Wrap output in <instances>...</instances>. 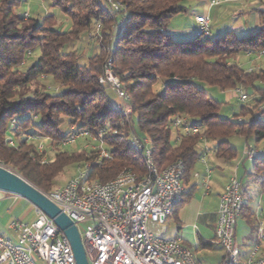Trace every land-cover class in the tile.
I'll list each match as a JSON object with an SVG mask.
<instances>
[{
  "label": "trees",
  "instance_id": "obj_1",
  "mask_svg": "<svg viewBox=\"0 0 264 264\" xmlns=\"http://www.w3.org/2000/svg\"><path fill=\"white\" fill-rule=\"evenodd\" d=\"M49 1L70 18L69 31L56 27L55 15L38 21L20 14L22 0H0V161L42 192L55 187L66 167L97 160V150L92 148H61L68 125L102 133L112 158L100 167L94 164L90 176L102 183L126 168L146 172L142 156L130 145L131 133L151 140L159 168L183 159L185 186L204 141L214 143L216 158L232 163L239 151L231 144V136L254 137L257 143L264 140V110L256 112L264 105V67L248 71L232 61L243 51L264 50V28L245 35L228 30L217 39L197 32L191 39L176 40L169 24L176 15L188 13L184 3L191 0H115L124 5V11L107 7L104 0ZM124 17L122 27L114 29ZM97 22L102 24L97 51L87 65H80L78 53L67 49ZM36 49L41 56L22 69ZM109 56L114 59L115 74L131 95L129 120L117 110L114 93L99 83ZM45 79L59 84L60 91H49ZM159 82L161 93L154 89ZM199 83L222 91L246 88L256 95L232 120L220 117L222 102L208 96ZM176 115L188 116L203 132L185 135L179 131L180 140L174 139ZM13 120L17 121L14 128ZM8 134L14 146L8 144ZM42 137L50 138L52 156L47 148L39 150ZM253 165L264 177V154ZM189 197L190 190L182 203Z\"/></svg>",
  "mask_w": 264,
  "mask_h": 264
},
{
  "label": "built area",
  "instance_id": "obj_2",
  "mask_svg": "<svg viewBox=\"0 0 264 264\" xmlns=\"http://www.w3.org/2000/svg\"><path fill=\"white\" fill-rule=\"evenodd\" d=\"M104 1L109 8L125 10L124 5L118 1ZM242 1L246 0H210L209 4L216 6ZM24 15L29 17L30 13L27 11ZM124 21L125 17L115 24L114 29L121 28ZM196 22L199 25L198 34L210 37V16L197 15ZM95 27V36H98L102 29L101 22H97ZM252 53L256 54L257 60L262 61L264 50ZM260 67L254 66L248 71ZM99 83L114 93L117 98V110L129 120L132 113L131 95L115 74V63L111 56L103 63ZM235 92L243 102L250 99L249 94L241 87ZM16 123L17 121L13 120L11 127L14 128ZM172 126L174 139L178 141L179 131L185 135L203 132L201 125L192 123L186 115L174 116ZM69 127V134L63 145L85 138L92 143L86 144L84 148L97 150V160L94 163H78L80 172L77 176L65 185L43 193L74 221L78 229L79 225H84L81 236L90 264H200L194 251L184 244L179 234L163 237L150 228L152 223L164 225L173 210L184 201L187 194L183 181L184 160L178 158L168 166L159 168L151 140L131 133L130 145L142 156L146 172L142 174L126 168L115 178L102 183L90 177L94 164L100 167L112 158L102 133L96 135L88 129H79L74 125ZM23 136L29 139L38 138L34 135ZM7 140L9 145H15L11 134H8ZM48 141L49 137H42L38 144L39 150H44V142ZM201 146L199 161L204 164V172L203 176L195 172L194 177L202 176L201 183L207 191L212 177L210 158L215 149L207 141ZM261 154L263 151L245 146L240 161H255ZM0 166L5 167L1 161ZM244 205L241 180L237 175H233L220 197L216 234L211 241L224 249L225 255L221 264L241 263V252L235 235L237 221ZM33 206L36 214L33 221L25 222L14 218L8 224L9 229L16 234V241L0 234V264H39V260L44 264H77L71 243L64 232L56 225L54 219L39 207ZM262 225L260 222L261 237ZM258 246L259 244L245 264H264V255L257 256Z\"/></svg>",
  "mask_w": 264,
  "mask_h": 264
},
{
  "label": "crops",
  "instance_id": "obj_3",
  "mask_svg": "<svg viewBox=\"0 0 264 264\" xmlns=\"http://www.w3.org/2000/svg\"><path fill=\"white\" fill-rule=\"evenodd\" d=\"M196 1L199 3L201 2L203 7L199 11H196L195 17L200 14H208L210 18H213V13L215 17L231 18L234 20V24L229 27V30L234 31L238 35H245L264 28V19L262 16L264 12V1L246 0L242 2H227L216 6H210V0ZM214 8H216V10L213 12ZM172 30L173 29H170L169 32ZM174 30L181 32V29L178 28ZM196 32L197 30H188L186 33L182 31V34H184L182 37L191 38V36L196 35ZM262 67H264V62ZM210 162L215 164V167L210 165L212 168L210 188L206 191L201 183L204 164L198 159L193 174L189 178L186 186L187 192L190 190L189 199L173 210L164 225L152 223L150 228L153 232L163 237H173L179 234L184 244L194 251L200 264H221L225 255L224 249L211 243L216 234L219 201L230 178L233 175L240 177V169L241 166H243L244 175H247L249 180L256 185L255 189L257 190L254 195L258 198L255 208L252 198V186L248 185L247 188L244 189L246 206L238 218V221L240 219H245L246 221L252 222L254 226L258 228L255 240L253 237L254 235L246 236L248 243L243 249V252L241 250V244L236 241L239 245L240 252H242L241 262H246L258 245L257 242H259V237H261V233H259L260 222L263 224L262 228L264 227V177L261 173L256 171L255 167H253V169H248L245 160L241 162L235 160L229 163L212 155ZM225 164L231 166L236 164L234 165L236 169L227 175L224 173L223 165ZM216 168L221 174L218 179L214 178V171ZM195 172L200 173L202 176L200 178H195ZM33 214L36 216L34 206L31 202L16 194L0 190V234L16 241L17 237L15 232L8 227L9 222L14 218L21 219L25 222H31L29 217ZM259 219H261V221H259ZM238 221L235 239H237L238 235ZM262 238L264 239V231ZM209 243H211V245ZM258 247L257 256L264 255V246L260 243Z\"/></svg>",
  "mask_w": 264,
  "mask_h": 264
},
{
  "label": "rangeland",
  "instance_id": "obj_4",
  "mask_svg": "<svg viewBox=\"0 0 264 264\" xmlns=\"http://www.w3.org/2000/svg\"><path fill=\"white\" fill-rule=\"evenodd\" d=\"M185 6L188 8V13L187 14H179L176 15L172 20L171 23L169 24L168 30L173 29L170 32V35L176 39V40H184V39H191L194 36H191V38H183L184 34H182V31L186 33L188 30H194L198 32L199 25L196 22V17L195 13L196 11H199L203 5L201 2L199 3L196 0H191L187 1L184 3ZM216 10L214 8L213 12ZM29 12L30 15L37 19L38 21H42V18L48 15H55L57 19V28L60 30H66L69 31L72 28V22L70 18L58 7H55L52 5V3L49 0H22V3L18 7V12L20 14H25V12ZM213 18L211 21V27H210V32H211V38L212 39H217L220 37L221 34L226 33L229 30V27L234 24V20L231 18H226V17H215V15L212 13ZM181 29L180 31H176L174 29ZM96 32V27L95 25L92 27V29L89 32H85L81 34L80 40L77 41L75 44L70 45L68 47V51L75 50L78 53L79 56V64L80 65H87L89 63V59L95 54L98 48V36H95ZM196 32V33H197ZM240 35V34H239ZM41 56L40 50L36 49L33 51L31 56L27 58L25 61V64L22 66V69H27L30 65L35 63L38 58ZM232 61L236 62L238 65H240L243 69L248 70L251 67L258 66L260 65L262 67L263 62H264V57L262 61L257 60L256 54H247V52L243 51L242 53L236 54L232 57ZM44 83L47 85V89L49 91L53 92H58L60 91L61 87L59 84L53 82L50 79H45ZM199 87L204 89L208 96L212 97L213 99L222 102L220 108H219V115L220 117L223 118H229V119H236V114L240 112L241 106L245 104L251 103V100L253 97L256 95L254 93H251L250 90L243 88L248 94L250 99L246 102L241 101L239 94H237L234 91L227 90V91H222L218 89L217 87H213L207 83H199ZM264 88V84L262 86ZM155 91L158 93L163 92V86L162 83L159 82L157 85H155ZM115 102H117L116 96H114ZM256 111L257 113L260 110H264V105L261 104ZM259 116V114H257ZM250 117H248L249 119ZM38 123L40 121L38 120ZM70 125H68L66 128H70ZM33 130V129H31ZM174 138V134H173ZM231 144L236 147L239 151V156L237 161L241 162L240 159L242 158V153L243 150L246 146V144H249V146L261 150L264 153V140L260 141L259 143L256 142L254 137L246 138L241 135H233L230 138ZM88 143H92L87 141L85 138H79L76 142L74 143H68L63 145L64 150L67 151H76L80 150L81 148H84V146ZM45 147L48 149L49 155H53V151L50 149L51 142H44ZM210 146H214V143H209ZM263 156V155H262ZM246 162V167L248 169H253L254 167V161H249L245 160ZM210 165L214 166L215 164L210 162ZM236 165V164H234ZM234 165H223L224 167V173L229 174L231 171H234L236 166ZM78 163L77 164H72L68 167L65 168V170L58 176L56 179V185L53 189L57 187H61L65 185L71 178L77 176L80 172V169L78 168ZM215 167V166H214ZM83 169V168H82ZM243 166H241L240 169V177L239 179L241 180L243 190L247 188L248 185L252 186L253 190V205L256 208L257 206V201L258 198L255 197V192L257 189H255L256 185L249 180V177L247 175H244V170ZM220 172L217 170V168L214 171V178H219L220 177ZM212 179H210L211 182ZM52 189V190H53ZM252 203V202H251ZM36 216L34 214L29 217L30 221H33ZM261 221V219H259ZM258 228L254 226L252 222L246 221L245 219H240L238 221V235L236 241L241 244V250L243 252V249L247 245V238L246 236H252L254 235V240L256 239L257 235V230ZM264 231V227L262 228ZM79 230L81 232V235H83V230H84V225H79ZM262 231V234H263ZM250 240V239H249ZM258 244L261 243L262 246H264V239L260 237ZM245 244V245H244ZM242 252L240 254V260H242ZM39 264H44L42 261H38ZM240 264H245V262H241Z\"/></svg>",
  "mask_w": 264,
  "mask_h": 264
},
{
  "label": "water",
  "instance_id": "obj_5",
  "mask_svg": "<svg viewBox=\"0 0 264 264\" xmlns=\"http://www.w3.org/2000/svg\"><path fill=\"white\" fill-rule=\"evenodd\" d=\"M0 190L21 196L39 207L69 239L77 264H90L81 233L74 221L53 203L40 189L14 171L0 166Z\"/></svg>",
  "mask_w": 264,
  "mask_h": 264
}]
</instances>
